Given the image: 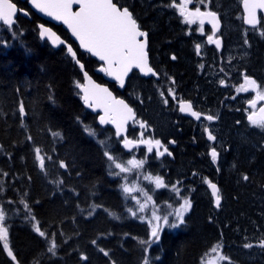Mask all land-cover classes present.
<instances>
[{"label":"trees","instance_id":"16d2710c","mask_svg":"<svg viewBox=\"0 0 264 264\" xmlns=\"http://www.w3.org/2000/svg\"><path fill=\"white\" fill-rule=\"evenodd\" d=\"M13 1L32 16L18 15L12 26L0 22V208L5 213L9 247L19 264H143L146 255L150 264H201L204 254L225 232L215 217L211 195L195 184L200 181L194 177H210L220 188L230 190L238 202H243L244 189L264 193V144L231 150L222 166H216L201 149L205 135L197 134L195 158L192 145L196 135L190 128L180 132L177 126H164L157 136L170 134L178 140L165 171H182V177L189 176L186 183L198 188L191 193L192 207L184 223L174 231L164 229L161 239L145 252L147 245L140 241L149 240V227L128 211L101 142L109 132L114 133L113 128L100 126L97 115L83 105L76 84L83 81V75L67 48L55 49L41 38L39 24L47 22L30 9L27 0ZM114 1L129 8L140 26L149 31L150 61L161 76L159 80L134 71L120 91L96 72L100 63L81 51L62 26L48 24L74 46L96 80L108 83L134 106L138 119H143L147 109L159 117L158 104L165 98L161 93L171 86L190 88L188 92L203 88L195 66L194 38L183 25L174 24L176 19L166 12L146 8L145 15L141 0ZM164 73L173 77L174 83L166 81ZM167 101L170 103L169 98ZM169 110V116L178 114L172 105ZM134 134L129 127V135ZM36 149L45 157L43 169ZM61 161L67 166L61 167ZM152 169L167 175L164 167ZM245 175L248 180L243 179ZM37 226L45 236L39 235ZM53 239L56 248L49 252ZM230 257L235 264H263L233 252ZM0 264H17L2 241Z\"/></svg>","mask_w":264,"mask_h":264},{"label":"snow or ice","instance_id":"6c2138e0","mask_svg":"<svg viewBox=\"0 0 264 264\" xmlns=\"http://www.w3.org/2000/svg\"><path fill=\"white\" fill-rule=\"evenodd\" d=\"M192 0H180L179 3L176 0L168 5V7H174L179 11V14L183 17V20L187 24H194L199 22V31L204 32L205 20H208L212 24L213 35L207 37L209 43H215L217 47L220 46V40L214 39L216 30L220 26V20L217 12L215 11H201L200 7H195L194 10H190L188 5ZM33 6L39 11L45 13L50 17H54L58 21H63L71 30L73 35H75L80 43V46L95 56H98L101 61L105 62L106 66L101 67V71L106 72L109 76H113L120 85H124V77L135 67L145 74L156 75L154 69L149 65L148 62V33L141 30V26L137 23V19L134 18L133 13L127 7H123L114 0H31ZM73 3L79 5L78 11L72 10ZM200 4L204 3V0H199ZM243 10L245 13V22L248 25L255 27L261 23L258 19L257 10H264V0H242ZM16 5L11 2V0H0V21L5 25L14 24V16L16 14ZM23 11V10H20ZM264 26V25H262ZM40 35L41 37H48L53 45L64 44L65 42L60 39V37L52 31L51 28L40 25ZM264 35V32L261 33ZM247 42V41H246ZM196 49L199 52L200 45H196ZM68 53L71 54L73 59L79 65L80 69L83 71L85 66L80 63L77 59V53L72 49L71 45L67 47ZM175 59V57H173ZM84 80L86 83H81L76 81L79 88L83 90V100L88 107H102L104 109L105 115L100 117L101 123H112L116 126V135L119 136L121 132L125 131V125L128 120H134L135 113L133 109L130 108L123 100H116L112 97L111 92L108 91L106 87L96 84L92 78L88 75L87 71H83ZM223 83V81H221ZM261 85L257 84V81L251 76H244V84L240 86L239 91H248L249 89H255L257 92L256 99L249 101V103L255 107L256 100H264V92L260 91ZM169 93L175 99V93L169 89ZM163 95V93H161ZM91 101V102H90ZM165 103L168 101L165 100ZM180 111L189 112L196 119H200L201 113L196 112L192 108L190 101H179ZM21 113L24 112V108L21 105ZM217 117L208 115L207 120H214ZM248 120L251 125L258 128L264 129V107L260 108L259 114L253 112L248 116ZM145 124H141V127H145ZM88 130V129H86ZM208 139L215 140L216 137L208 132ZM103 143V142H102ZM125 148H131L138 144H147L148 152H152L153 147L157 148V155H164V152H168L167 148H164V152H160L161 141L159 140H129L127 137L123 140ZM174 143V141H172ZM37 158L40 163V167L43 169L45 166V157L40 156L39 149H36ZM171 155V153H168ZM105 156L108 157L115 168L120 169V172H129L131 168L125 167L122 163H116L117 158L110 155L109 152H105ZM218 153L215 148L211 150V157L213 161L217 159ZM128 165L134 168H141L144 165V160H129ZM61 167H66L67 165L61 161ZM119 175L120 173H113ZM147 180H153L155 183V188L160 189L167 187L164 180L160 176L152 177L151 175L144 177ZM244 180H248L249 177L245 175ZM177 183H180L177 181ZM209 187L212 190V195L215 198V205L220 206L221 194L220 189L215 183L206 180ZM172 191L179 194L180 189L177 188L176 184L171 186ZM125 192H131L132 189L124 186ZM146 200L144 203H139V207L136 211L129 209L128 211L133 216H137V213L144 212L148 203L152 202L154 207L151 212V217H139L140 219H146L147 223L151 226V239L141 240L142 245H150L161 239V225L160 221L163 220L164 224H167L171 228H176L178 225L184 223V214L190 210L192 207V202L188 198L183 199V203L180 204L179 208L174 209L172 213H168L163 217L157 214V210L154 202L152 201V196L145 193ZM168 215H174L177 218L176 223H169ZM5 213L0 209V241H3V247L7 250L8 256H10L14 261L17 257L13 254L12 249L8 244V228L4 226ZM36 231L40 236H45L46 233L41 231L37 226ZM54 235V234H53ZM95 243V241H93ZM221 245L214 246L211 251L216 252L217 247ZM260 246L264 247V240L260 241ZM243 247L251 248V244H244ZM56 248L55 241L53 239L52 246L48 249L49 252H53ZM147 252V248H145ZM107 255V253H105ZM203 259V258H202ZM221 260H229L231 264H235L231 261L230 257L221 256ZM143 264H150V260L145 256Z\"/></svg>","mask_w":264,"mask_h":264},{"label":"rangeland","instance_id":"374dc122","mask_svg":"<svg viewBox=\"0 0 264 264\" xmlns=\"http://www.w3.org/2000/svg\"><path fill=\"white\" fill-rule=\"evenodd\" d=\"M146 1L147 3H145ZM194 1L195 0H192V2ZM197 1L198 2L196 3V5H192L191 3H189L188 7L190 10H194L195 7H200L201 11L212 10V9L213 10L222 9L221 12H223L225 16V23L227 24V26H230V24L232 25L231 26V32L233 33L232 35H235L234 37H236L237 35L239 36V34L237 33V25L239 24L238 18L239 16L242 15L241 14L242 0H204L203 4H200L199 0ZM141 2H142L141 8L143 9L144 7L145 15H146V12H145L146 8L155 10L158 13L160 12V14L161 12L167 13L170 8H174V7H168V5L172 2V0H141ZM176 2L179 3L180 0H176ZM141 12L139 11L140 15H142ZM177 13H179L178 10H177ZM182 20H183V17H182ZM242 22L243 21L241 20L240 23ZM196 23L199 24L198 21ZM198 29H199V25H198ZM198 29H196L198 33H201ZM238 32H239V29H238ZM204 33H205V30H204ZM240 36H242V33L240 34ZM262 38H263V35H262ZM238 40H240V38H238ZM242 52H244L243 48L241 49L238 43L236 44L233 43L231 45H228L226 52L221 54L220 58L223 59L225 56L224 58L225 62L231 61L229 66L234 67L235 66L234 61L236 59L234 56L240 55V53ZM261 52H262V57L264 59V47L261 49ZM221 80L222 79H218L217 81L218 85H220ZM169 89H171L174 92L173 86L168 88V92H169ZM216 94L214 95V98L213 96L210 97L209 109L213 105L214 106V111H213L214 117H217L216 119L218 118L219 119L218 121L214 122V126L211 127L212 128L211 132L215 133L214 132L215 130L217 134L220 136L219 147L223 151V154L221 156L218 155L217 159L212 162L216 166H222V164L228 159V155L231 152V150H234V149L240 150V148H243V147L246 149H249L252 147L254 148L263 147L264 129L253 126L251 125L250 122H247L248 124L235 125V123L232 122L233 121L232 116L234 113L229 114V112L234 111V107H232L230 104H222L223 99L220 96L219 98H216ZM132 97L133 98L135 97V99L137 100L138 98H140V101L138 100V102H141L144 107L145 105H147V103H145L144 105V100L141 101L142 98L140 96L138 95L134 96L132 94ZM158 105H159L158 108L161 110L160 114H158L159 117L158 116L156 117L155 115L152 114V111L147 109V110H144L145 113L143 112L144 114L142 116L143 119L141 118L137 119L133 124H131L130 127L133 128V131L135 132V134L132 136L129 135V140H139V139L153 140V141L159 140L161 141V147L159 148V151L164 152V148L168 149V152H164V155L162 156L157 155L156 147H153L152 152H148L147 144H138V145L131 147L130 150H126L122 146L124 138L117 137L115 132L114 133L109 132L108 136L106 135L105 138L101 139V142H103L104 146L106 147V151L109 152L110 155L117 158L116 163H122L124 164L125 167L131 168V171L129 172H120V169L115 168V165L108 159V168H109L110 174L114 178H117V180L119 181L120 190L122 191L124 195L128 208L132 209L133 211H136L137 208L139 207L138 202L144 203L146 200L145 193H147V195L152 196V201L154 202L155 206H157L156 207L157 214L163 217L164 215H167L168 213H172L174 209L179 208L180 204L183 203L184 198H188L191 200L190 198L191 193L195 192L196 189L198 188L196 185L201 186L202 190L204 191L207 190L209 192L208 183H206V180H209V181H212V180L210 179V177H207V176L206 177L199 176V178H196V177L194 178H195V181H200V183H195L196 185H194L191 182L190 183L188 182L187 184H185L186 180L189 179V176L185 174V177H182L184 176L182 171L176 170L175 167H174L175 170L166 169L165 171L166 163L168 162L170 163L171 161L170 158H172L173 156L174 148H173L172 141L175 142L178 140H176L175 136H170V134H165L166 135L165 138L157 136V134L162 133L165 130L164 126H170L169 123H167L166 115L165 117L163 115L165 113L164 109L166 108V104L164 100L161 99V102ZM154 107L157 108V106H154ZM234 112L236 113V111ZM161 116H163V118L160 120ZM146 120H148L149 122L148 121L146 122ZM142 123L147 126L141 127ZM89 131L94 136L98 137L95 131L93 130H89ZM203 131H205V129H203ZM200 132L202 133V131ZM111 143H113L114 145L116 144L115 145L116 153H113L111 151L112 147L114 146ZM168 153H171V155H169ZM132 159L144 160L143 167L134 168L131 165H128L127 161L132 160ZM152 166H155L157 170H159V167L160 168L164 167V173H166L167 175L161 172L159 173L154 172L152 169ZM168 167L170 168V165ZM113 173H120V174L115 175ZM197 173L198 171H196V174ZM148 175H151L152 177H155V176L162 177L167 187L156 189L155 183L153 180H147L144 178L145 176H148ZM190 175H192V173H190ZM181 179L183 180V182ZM177 181H179L180 183H177ZM173 184H176L177 188L180 189L179 194L172 191L171 186ZM125 185L131 188L132 191L125 192L124 191ZM243 193L244 194L241 196L242 198H240L241 201L243 200V202H240V201L238 202L236 201L237 198L232 194L230 190L226 188H223V189L220 188V194H221L222 201L220 203L219 208L214 209V213H215V217H217L220 220V222L223 224V230L225 234L222 237V239L214 245V246H217L219 244L221 246L217 247L216 252L211 251V249L214 246L208 249L207 252L203 256L201 264H225V262L229 263L230 262L229 260H221L220 257L221 256L230 257L232 252L239 254L241 257L246 258L249 261L256 262V261L261 260L260 262L264 264V247L260 246V241L264 240V193L254 188L244 189ZM212 202L214 203L213 198H212ZM153 207H154L153 203L149 202L148 207L144 212L142 213L138 212L137 216H134L138 218L139 220L146 222V224L149 227L150 233H151V226L147 223V220L140 219L139 217L143 216L146 218H150ZM237 208H239L238 211H236ZM186 213L184 214V217ZM168 220H169V223L177 222V218L174 215H168ZM159 223L162 229L160 235L162 234L164 229L177 230L180 227V225H178V227L176 228H171L167 224H164L163 220H161ZM4 226L7 227L5 223H4ZM150 239H151V236L149 237V240ZM244 244H251L252 247L245 248L243 247ZM150 245H147L146 247L147 253H148V248Z\"/></svg>","mask_w":264,"mask_h":264},{"label":"flooded vegetation","instance_id":"af4514ba","mask_svg":"<svg viewBox=\"0 0 264 264\" xmlns=\"http://www.w3.org/2000/svg\"><path fill=\"white\" fill-rule=\"evenodd\" d=\"M197 2L198 1L195 0L194 2H191V4L196 5ZM140 5L142 6V3ZM221 10L222 9L210 10L219 13L222 23L220 30L216 32L214 35V39L218 38L222 40L220 42L219 47H217L215 43L208 42L207 37L209 35H213V29L210 24L204 23L205 33L204 32L198 33L196 29H198L199 24L194 23L189 25L183 22L181 15H179V13H177V10L174 8H170L169 11L167 12L170 14L169 16H172L176 19L175 21L176 23L174 24L183 25L187 33L194 38L195 66L198 76H200V79L203 83V88H199L194 92H188L187 89L190 88L186 87L185 90L183 87L180 88L177 87L174 89V93L176 97L175 99H173L171 94H168L169 92L167 88V90H165L163 95L166 98V100L167 98H169L170 103L169 102L165 103L166 111L163 115L164 117L166 115L167 123L171 124L172 126H178L180 132L182 131V128H186V129L190 128L191 133H194L196 135V136L193 135L195 138V142L192 145L194 146V149L193 150L191 149L192 154L194 155L195 158L197 157L196 151H198L199 148L197 143V134L201 133L200 131H202L201 133L202 136L205 135V140H204L205 142L201 144V149L206 152L204 156L205 155L208 156L211 162L213 161V159L210 157L211 150L213 148H215L219 156L223 154V151L219 147L220 136L217 134L215 130H214L215 133L211 132L212 131L211 127L214 126V122L218 121L219 118L211 121L206 119L208 115L214 116L213 114L214 106L212 105V107L209 109L210 97L213 96L214 98V95L217 92L216 98H219L220 96L223 99L222 104H230L232 107H234V111H236V113L234 111H231L229 112V114L234 113L232 116L233 117L232 122L235 123V125L248 124L247 123L249 122L248 116L253 112L257 113L258 108L264 102V100L257 99L256 105L255 107H253L249 103V101L256 99L257 96L256 90L255 89H249L248 91L238 90L240 86L244 84V76L247 75L255 79L257 81V84L261 85L260 91L264 92V59L262 57V52H261V49L264 47L263 38L261 35V33L264 30V26L262 25L264 24L261 21V23L257 27H248L245 24H242L243 22L240 23L241 20L243 21V12L241 9L242 15L239 16L238 18L239 24L237 25V33L239 34V36L237 35L236 37H234L235 35H232L233 33L231 32L232 25L230 24V26H227V24L225 23V16L223 12H221ZM205 11H209V10H205ZM241 33L242 36H240ZM238 38H240V40H238ZM233 43L234 44L238 43L241 49L243 48L244 52L240 53V55L234 56L236 58L234 61L235 66L230 67L229 65L231 61L225 62L224 60L225 56L223 59H221L220 55L225 53L228 48V45H231ZM197 44L200 45L199 52L196 49ZM98 73L102 74L104 77L103 71ZM164 78L166 81H171L174 83L173 80L175 79L167 75L166 73H164ZM218 79H222L221 81H223V83H221L220 81V85H218L217 84ZM112 83H114L115 87L118 88L116 82H112ZM208 86L210 88H208ZM180 100L190 101L192 104V108L197 110L199 113L201 112L200 119H195L183 114L180 111V107H179ZM170 105L174 107V111H177L178 114L169 116ZM180 117L185 118L186 121H182ZM203 129H205V131H203ZM208 131L211 132L212 135L216 137L215 140L209 141ZM173 145H177V141H175ZM211 182H215V181L212 180Z\"/></svg>","mask_w":264,"mask_h":264},{"label":"water","instance_id":"95a60500","mask_svg":"<svg viewBox=\"0 0 264 264\" xmlns=\"http://www.w3.org/2000/svg\"><path fill=\"white\" fill-rule=\"evenodd\" d=\"M11 2L12 3H14L15 5H16V9H17V11H16V14H15V16H14V22H15V19H16V17L18 16V14H20V15H23V16H25V17H27V18H32V16L30 15V13H29V11L28 10H26V9H22V8H20L13 0H11ZM27 2H28V6L30 7V9L35 13V14H37L41 19H43L45 22H47V23H40L39 24V26L40 25H44L45 27H48V28H51L52 29V31L53 32H55L59 37H60V39L62 40V41H64L65 43L64 44H60V45H53L52 43H51V40L48 38V37H41L42 39H44V40H47L49 43H50V45L53 47V48H55V49H57V48H59L60 46H65L66 48L68 47V45H71V47H72V49L77 53V51H76V49L74 48V46L70 43V42H68L66 39H64L50 24H53V25H60V26H62L68 33H69V36H70V39L78 46V48L81 50V51H83V52H85V53H88L92 58H95L98 62H100L101 63V66L96 70L97 72H101V67L102 66H106L105 65V62L104 61H101L100 59H99V57L98 56H95V55H93L92 53H90L89 51H87L86 49H84V48H82L81 46H80V43H79V40H78V38L75 36V35H73V33H72V30L66 25V24H64L63 23V21H58V20H56L54 17H50V16H48V15H46L45 13H43V12H41V11H39L38 9H36L34 6H33V4L31 3V0H27ZM115 2V1H114ZM241 6H242V10H243V4H241ZM20 10H23V11H20ZM72 10L73 11H78L79 10V5L78 4H76V3H73V5H72ZM132 12V11H131ZM218 14V13H217ZM243 21H244V24L246 25V26H249V27H253V26H251V25H248L246 22H245V19H244V17H245V13H244V10H243ZM257 16H258V19H260L261 20V17L263 18V21H264V10H257ZM218 17H219V20H220V26H219V28H218V30H216V32H218L219 30H220V27H221V19H220V16H219V14H218ZM48 23H50V24H48ZM138 23V22H137ZM205 23H207V24H210L211 26H212V24L208 21V20H205ZM259 25V24H258ZM258 25H256L255 27H257ZM10 26V25H9ZM141 30L142 31H145V32H147L148 33V31L147 30H144V29H142L141 28ZM39 32H40V27H39ZM215 32V33H216ZM41 36V35H40ZM147 39H148V41H149V38L147 37ZM220 40V42L222 41L221 39H219ZM148 47H149V42H148V46H147V52H148V62H149V65L154 69V71H155V73H156V75H153V74H151V73H149V74H145V73H143V72H141L138 68H133L128 74H127V76H125L124 77V85L123 86H121L120 85V82L119 81H117L113 76H109L106 72H104V78H105V80L106 81H109V82H116L117 83V86H118V88L119 89H123L124 87H125V84H126V80H127V78L129 77V75L134 71V70H136V71H138L139 72V74L142 76V77H146V78H149V77H154L155 79H159L160 78V75H159V73L156 71V69L152 66V64H151V61H150V56H149V51H148ZM70 56H71V54H70ZM72 57V56H71ZM73 58V57H72ZM77 59H79V57H78V53H77ZM80 61V63H82V64H84L81 60H79ZM79 66V65H78ZM85 66V65H84ZM81 70V69H80ZM83 71H87L85 68H84V70ZM83 71L81 70V72H82V75H83ZM87 73H88V75L92 78V80L96 83V84H98V85H101L102 87H106L107 89H108V91L109 92H111V94H112V97L113 98H115L116 100H123L130 108H132L133 109V112L135 113V110H134V108L131 106V104L126 100V99H124L123 97H120V96H117L116 95V93L111 89V87L107 84V83H103V82H99L98 80H96L94 77H93V75L92 74H90L88 71H87ZM83 83H86V81L84 80V76H83ZM80 92H81V99H82V102H83V105L85 106V108L87 109V110H89L90 112H92V113H94V114H97V121H98V124L100 125V126H102V127H105V126H110V127H112L113 128V130L115 131V134H116V126L114 125V124H112V123H101V121H100V117L101 116H104L105 115V112H104V109L102 108V107H100V108H96V107H88V105L87 104H85V102H84V100H83V95H84V93H83V90L80 88ZM91 102V101H90ZM261 107H264V102L262 103V105L258 108V112H257V114H259V111H260V108ZM193 110L194 111H196L194 108H193ZM182 112V111H181ZM196 112H198V111H196ZM183 114H185V115H187V116H190V117H193V118H195L194 116H192L189 112H182ZM136 118H137V114L135 113V117H134V120H128L127 121V123H126V125H125V131H123V132H121V134L119 135V136H117V137H123V138H125V137H127L128 139H129V137H128V127H129V124H131V123H133L135 120H136ZM196 119V118H195ZM209 132V131H208ZM122 146L124 147V143L122 144ZM125 148V147H124ZM126 150H130L131 148H125ZM212 183H215L216 185H217V187L220 189V186H219V184L218 183H216V182H212ZM208 190H209V192H210V194L212 195V190H211V188L209 187V185H208ZM212 197H213V195H212ZM213 200H214V206L216 207V208H219V207H217L216 205H215V198L213 197ZM221 201H222V198H221Z\"/></svg>","mask_w":264,"mask_h":264},{"label":"bare ground","instance_id":"6f19581e","mask_svg":"<svg viewBox=\"0 0 264 264\" xmlns=\"http://www.w3.org/2000/svg\"><path fill=\"white\" fill-rule=\"evenodd\" d=\"M237 46V45H236ZM236 54V53H235ZM205 68V67H204ZM202 78V77H201ZM168 79V78H167ZM205 81V80H204ZM208 82V81H207ZM206 83V82H205ZM205 88V87H204ZM208 88H210L209 86H208ZM216 89V88H215ZM202 93V92H201ZM205 94V93H204ZM206 95V94H205ZM205 98V97H204ZM218 100V99H217ZM202 101V100H201ZM200 101V102H201ZM199 102V101H198ZM210 107V106H209ZM223 110V109H222ZM172 113V112H171ZM201 113V112H200ZM224 113V112H223ZM232 116V115H231ZM150 118V117H149ZM176 120V119H175ZM205 120V119H204ZM147 122V121H146ZM150 125V124H149ZM147 126V125H146ZM177 128H178V126H177ZM199 129V128H198ZM245 145V144H244ZM169 157V156H168ZM222 159V158H221ZM157 165V164H156ZM173 180V179H172ZM177 180V179H176ZM182 180V179H181ZM195 180V179H194ZM204 180H206V179H204ZM180 181V180H179ZM191 181V180H190ZM169 182V181H168ZM171 182V181H170ZM182 182H183V180H182ZM216 182V181H215ZM217 183V182H216ZM185 184H187V183H185ZM183 185H184V183H183ZM188 186V185H187ZM220 186V185H219ZM165 191V190H164ZM165 194V193H164ZM218 209V208H217ZM170 230H172V231H174L173 229H170ZM219 241V240H218ZM217 241V242H218ZM237 244V243H236ZM239 244V243H238ZM235 248V247H234Z\"/></svg>","mask_w":264,"mask_h":264}]
</instances>
